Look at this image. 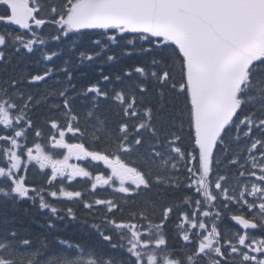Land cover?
Wrapping results in <instances>:
<instances>
[{"label":"snow or ice","instance_id":"obj_1","mask_svg":"<svg viewBox=\"0 0 264 264\" xmlns=\"http://www.w3.org/2000/svg\"><path fill=\"white\" fill-rule=\"evenodd\" d=\"M0 26V264H264V0H0Z\"/></svg>","mask_w":264,"mask_h":264},{"label":"trees","instance_id":"obj_2","mask_svg":"<svg viewBox=\"0 0 264 264\" xmlns=\"http://www.w3.org/2000/svg\"><path fill=\"white\" fill-rule=\"evenodd\" d=\"M46 31H49V29H46ZM87 42L88 41L86 40L85 43H87ZM8 60L10 61V63L7 65V68H6L7 73H12V72L34 73L38 70V68L34 62L28 60L25 57L17 56L14 53L8 55ZM57 63H59V61H57ZM4 72H5V69L0 68V74H4ZM77 187H81V186L77 185ZM101 195H111V193L110 192L109 193H103L102 192ZM8 214L16 216L17 219L22 222L21 226L26 227L33 232H40L41 231V229L38 227V223L42 222V218L39 215H36L31 210L28 213H25L23 210V207L17 208L15 210L9 208ZM75 227L76 226H69L65 230V234L74 233Z\"/></svg>","mask_w":264,"mask_h":264}]
</instances>
